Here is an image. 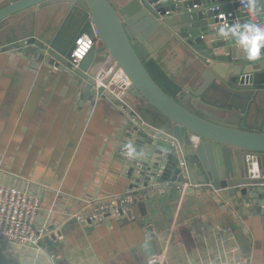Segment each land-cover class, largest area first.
<instances>
[{
	"label": "water",
	"instance_id": "water-1",
	"mask_svg": "<svg viewBox=\"0 0 264 264\" xmlns=\"http://www.w3.org/2000/svg\"><path fill=\"white\" fill-rule=\"evenodd\" d=\"M50 1L53 0H0V29L11 17ZM217 2L226 8L225 14L232 13L227 17L228 28L219 19L223 9L215 10ZM60 3L70 12L50 40L31 35L0 50L13 55L24 53L51 66L59 63L75 78L82 101L86 97L108 100L124 112L127 129L120 155L129 163L130 189L145 194L147 201L151 192L195 194L212 207L237 210L239 216L249 212L264 216V49L259 59L249 61L240 47L242 34L247 32L245 25L251 23L246 13H236L242 3ZM250 5L264 22V0H251ZM221 30L226 38L219 37ZM84 33L96 44L82 64L74 68L70 55L77 38ZM173 41L198 57L204 69L190 62L183 71H167L157 54ZM105 58L116 67L110 75L107 72L111 65L102 67ZM117 71L123 79L114 84ZM125 80L129 86L121 88ZM99 81L104 82L103 87H98ZM129 144L142 155L129 158ZM178 146L185 154V169L176 156ZM116 214L133 219V211L128 208ZM148 231L153 233V228ZM52 238L55 241V236Z\"/></svg>",
	"mask_w": 264,
	"mask_h": 264
},
{
	"label": "crops",
	"instance_id": "crops-1",
	"mask_svg": "<svg viewBox=\"0 0 264 264\" xmlns=\"http://www.w3.org/2000/svg\"><path fill=\"white\" fill-rule=\"evenodd\" d=\"M56 1L8 19L0 49L31 35L50 40L70 12ZM157 56L170 73L190 62L204 69L177 41ZM111 64L105 58L102 67ZM68 73L59 63L0 50V185L39 199L37 226L47 232L39 246L0 240V264H149L163 250L164 264H264V216H239L195 194L151 192L147 201L131 190L129 163L121 157L127 116L108 100L82 101ZM130 194L138 195L128 208L132 220L119 214L91 224L77 220L92 203Z\"/></svg>",
	"mask_w": 264,
	"mask_h": 264
},
{
	"label": "built area",
	"instance_id": "built-area-1",
	"mask_svg": "<svg viewBox=\"0 0 264 264\" xmlns=\"http://www.w3.org/2000/svg\"><path fill=\"white\" fill-rule=\"evenodd\" d=\"M237 2L242 3L241 9L250 16L253 23L264 27V23L251 12L252 7L247 0H237ZM215 10H218V7ZM227 17H232V13H223L219 16V19L223 20L222 26L227 22ZM95 44L96 42L87 35H83L75 42L70 55V63L74 68H78L82 64L94 49ZM114 66L111 64V70L115 69ZM119 75L122 77V73ZM113 82L116 83L117 78ZM127 86H129L128 80L124 83V87ZM177 148L176 156L179 165L185 169V154L179 146ZM137 199L138 196L130 194L120 199H111L108 202L92 203L90 214L77 216V220L85 224L101 222L107 216L116 214L119 209L129 208ZM40 210L39 199L30 197L14 187L0 185V240L18 245L39 246L47 235L46 230L39 229L37 226ZM166 252L163 250L159 255L152 257L149 264H164ZM238 264H250V262L247 259H241Z\"/></svg>",
	"mask_w": 264,
	"mask_h": 264
},
{
	"label": "clouds",
	"instance_id": "clouds-1",
	"mask_svg": "<svg viewBox=\"0 0 264 264\" xmlns=\"http://www.w3.org/2000/svg\"><path fill=\"white\" fill-rule=\"evenodd\" d=\"M254 7V3H253ZM224 28H228V23L223 24ZM247 32L242 34V42L240 47L247 56L249 61H255L260 58L261 49H264V27L255 23H246ZM235 31V29H230ZM223 35L226 38V33L221 30L219 37ZM142 153L137 152L136 148L129 144L127 146V156L132 159L138 158Z\"/></svg>",
	"mask_w": 264,
	"mask_h": 264
},
{
	"label": "bare ground",
	"instance_id": "bare-ground-1",
	"mask_svg": "<svg viewBox=\"0 0 264 264\" xmlns=\"http://www.w3.org/2000/svg\"><path fill=\"white\" fill-rule=\"evenodd\" d=\"M249 2V1H248ZM250 3V2H249ZM83 35H87L86 33H84V34H82L81 36H79L78 38H77V40L80 38V37H82ZM88 36V35H87ZM76 40V41H77ZM111 67V66H110ZM115 67V66H114ZM115 69H116V67H115ZM101 70H103V69H101ZM111 70V69H110ZM118 72V76L117 77H115V78H117V81L118 80H120V79H123V75H122V77L119 75V74H121V72L120 71H117ZM107 73H109L108 75H110L111 74V71H108ZM114 78V79H115ZM104 81V80H103ZM103 81H99V82H97L98 83V87L100 88V87H103L104 86V82ZM126 81V80H125ZM125 81H122L121 82V84H120V87L121 88H125L124 87V83H125ZM117 83V82H116ZM116 83H114V84H116Z\"/></svg>",
	"mask_w": 264,
	"mask_h": 264
},
{
	"label": "rangeland",
	"instance_id": "rangeland-1",
	"mask_svg": "<svg viewBox=\"0 0 264 264\" xmlns=\"http://www.w3.org/2000/svg\"><path fill=\"white\" fill-rule=\"evenodd\" d=\"M115 199V198H114ZM138 200V199H137Z\"/></svg>",
	"mask_w": 264,
	"mask_h": 264
}]
</instances>
